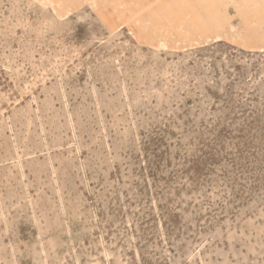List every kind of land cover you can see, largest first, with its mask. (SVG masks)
<instances>
[{"label":"rangeland","instance_id":"obj_1","mask_svg":"<svg viewBox=\"0 0 264 264\" xmlns=\"http://www.w3.org/2000/svg\"><path fill=\"white\" fill-rule=\"evenodd\" d=\"M0 264H264V0H0Z\"/></svg>","mask_w":264,"mask_h":264},{"label":"crops","instance_id":"obj_2","mask_svg":"<svg viewBox=\"0 0 264 264\" xmlns=\"http://www.w3.org/2000/svg\"><path fill=\"white\" fill-rule=\"evenodd\" d=\"M232 1H234V0H232ZM247 1L249 2L250 0H247ZM208 2H210V1H208ZM257 2H258V0H257ZM210 3H211V2H210ZM206 5H207V4H206ZM208 9L211 10L209 7H208Z\"/></svg>","mask_w":264,"mask_h":264}]
</instances>
